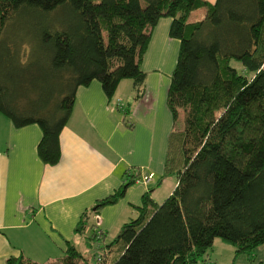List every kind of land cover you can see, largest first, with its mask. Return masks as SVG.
Returning a JSON list of instances; mask_svg holds the SVG:
<instances>
[{"label": "trees", "instance_id": "16d2710c", "mask_svg": "<svg viewBox=\"0 0 264 264\" xmlns=\"http://www.w3.org/2000/svg\"><path fill=\"white\" fill-rule=\"evenodd\" d=\"M200 8L204 18L189 22ZM25 9L53 19L38 35L49 92L11 94L0 82V113L17 127L41 126L38 151L48 164L61 158L60 133L80 86L98 79L112 97L132 79L143 97L141 62L153 28L171 17L170 34L181 40L168 91L176 122L166 171L177 175L173 192L162 203L147 192L137 217L111 242L104 231L88 233L99 224L86 213L76 232L97 247L94 263L69 242L62 258L46 264H199L217 238L235 247L232 264L240 254L257 262L264 244V0H0V39ZM128 184L97 207L115 202Z\"/></svg>", "mask_w": 264, "mask_h": 264}, {"label": "crops", "instance_id": "0c3cea01", "mask_svg": "<svg viewBox=\"0 0 264 264\" xmlns=\"http://www.w3.org/2000/svg\"><path fill=\"white\" fill-rule=\"evenodd\" d=\"M197 10L206 15L205 8ZM172 22L162 17L152 30L141 62L146 72L143 97L135 93L133 81H121L112 97L98 79L77 89L71 118L60 133L61 158L56 164L45 163L39 155V124L17 127L0 113V264L19 257L55 263L69 242L79 250L88 248L87 239L76 232L86 213L90 222L99 224L88 233L104 231L106 242H111L137 217L147 192L152 190L156 201L159 187L170 177L175 183L167 191L173 192L178 178L166 171L176 122L168 91L181 40L171 36ZM151 173L153 179L143 183ZM124 184L128 186L115 202L97 207ZM255 253L257 262L240 254L236 264L264 261V244ZM215 263L210 254L203 261Z\"/></svg>", "mask_w": 264, "mask_h": 264}, {"label": "rangeland", "instance_id": "374dc122", "mask_svg": "<svg viewBox=\"0 0 264 264\" xmlns=\"http://www.w3.org/2000/svg\"><path fill=\"white\" fill-rule=\"evenodd\" d=\"M203 11H193L188 21L202 19L204 16ZM54 19L59 20V16L58 18L54 17ZM51 22H53V19L47 13L25 9L8 23L5 29L6 32L0 39H3L0 46V82H5L8 85L11 94H37L39 87H43L46 94H48L49 90L42 80L45 78L44 73L50 69L49 60L48 55L41 49L38 35ZM236 65L239 64L236 63ZM132 81V79H123L122 83L124 85L125 83H132ZM183 117L184 113L181 112L180 118L182 119ZM176 156V164L178 165L183 158H181L180 152ZM173 183H175V178L170 177L162 184L163 186L159 185V193L157 192V195H155L158 203L164 202L171 194L167 190ZM80 249L94 263V254L97 247L89 246L87 248L85 246L81 248L80 246ZM207 254L214 257L215 264H232L235 258V247L221 238H217ZM207 254L203 257V260L207 258ZM203 260L199 264H203ZM56 261L57 259L53 262Z\"/></svg>", "mask_w": 264, "mask_h": 264}, {"label": "built area", "instance_id": "2783aa9c", "mask_svg": "<svg viewBox=\"0 0 264 264\" xmlns=\"http://www.w3.org/2000/svg\"><path fill=\"white\" fill-rule=\"evenodd\" d=\"M154 177V174L151 173V174H148V175H145L141 180L143 183L145 184H148Z\"/></svg>", "mask_w": 264, "mask_h": 264}]
</instances>
